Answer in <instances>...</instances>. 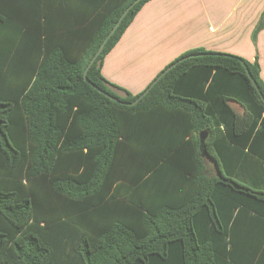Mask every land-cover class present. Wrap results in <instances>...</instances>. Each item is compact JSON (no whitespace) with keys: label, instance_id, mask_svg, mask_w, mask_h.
<instances>
[{"label":"trees","instance_id":"1","mask_svg":"<svg viewBox=\"0 0 264 264\" xmlns=\"http://www.w3.org/2000/svg\"><path fill=\"white\" fill-rule=\"evenodd\" d=\"M135 1L0 0V264H264L259 61L195 49L121 105L155 80L102 67L151 0L84 73Z\"/></svg>","mask_w":264,"mask_h":264},{"label":"crops","instance_id":"2","mask_svg":"<svg viewBox=\"0 0 264 264\" xmlns=\"http://www.w3.org/2000/svg\"><path fill=\"white\" fill-rule=\"evenodd\" d=\"M70 5L65 14H72ZM37 6L27 12L40 14L41 2ZM56 9L55 25L63 15V7ZM263 14L264 0H151L106 56L102 75L137 96L177 58L204 49L251 63L258 59L264 81V29L254 39ZM27 26L38 28L39 22Z\"/></svg>","mask_w":264,"mask_h":264},{"label":"water","instance_id":"3","mask_svg":"<svg viewBox=\"0 0 264 264\" xmlns=\"http://www.w3.org/2000/svg\"><path fill=\"white\" fill-rule=\"evenodd\" d=\"M140 1H141V0H136V1H135V2H134L129 8L123 13V15L121 16V18H120L119 21L117 22L116 26L112 29V31L108 34V36L105 38V40H104L103 43L101 44L99 50L97 51V53L95 54V56L92 58V60L90 61L89 65H88V67H87V69L85 70L84 78H85V80H86L87 82H89V81H88V77H87L89 69H90V68L92 67V65L95 63V61L97 60V58L101 55V53L103 52V50H104V48H105L107 42H108L109 39L114 35V33L117 31V29H118L119 26L121 25V23H122L123 19L125 18V16H126V15L128 14V12H129V11H130V10H131V9L137 4V3H139ZM175 66H176V64H174V65L170 66L169 68H167V69L165 70V72L162 73V74L159 76V78H158L157 80H155V81L149 86V88L144 92V94H143L139 99H137L135 102H133V103H129V104H127V103H124V102H120V101H118L117 99H115L114 97H112V96H110V95H108V94H106V93H103V92H102V93L105 94L108 98L112 99L113 101H115V102H117V103H119V104H121V105L134 106V105H136L141 99H143V97H144L145 95H147V94L151 91V89L154 87V85L157 83V81H158L161 77H163V75H165L166 73H168V72H169L171 69H173ZM246 70H247V73H248L250 79L252 80L254 86L258 89V86H257L256 82L252 79V76H251L249 70H248L247 68H246ZM200 138H201V142L204 143V142L206 141V139H207V133H202L201 136H200Z\"/></svg>","mask_w":264,"mask_h":264},{"label":"rangeland","instance_id":"4","mask_svg":"<svg viewBox=\"0 0 264 264\" xmlns=\"http://www.w3.org/2000/svg\"><path fill=\"white\" fill-rule=\"evenodd\" d=\"M232 106L235 108V110H237L238 112H242V108L239 107L238 105H236L235 103H232ZM205 162L206 165L208 167V171L210 175H216L217 174V170L215 168V164L212 160L205 158Z\"/></svg>","mask_w":264,"mask_h":264}]
</instances>
